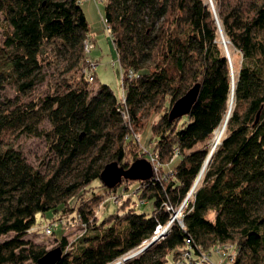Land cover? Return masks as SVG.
I'll return each instance as SVG.
<instances>
[{
	"label": "trees",
	"instance_id": "16d2710c",
	"mask_svg": "<svg viewBox=\"0 0 264 264\" xmlns=\"http://www.w3.org/2000/svg\"><path fill=\"white\" fill-rule=\"evenodd\" d=\"M102 1L122 68L121 97L108 84L91 91L83 69L92 34L82 0H0L7 25L0 41V264H38L48 249L27 235L37 213L50 209L83 228L72 241L57 238L55 264H112L144 245L192 188L233 87L226 134L182 217L120 264H186L179 263L184 251L199 256L218 244H230L231 264H264V0ZM219 24L241 55L234 77ZM51 65L60 80L34 95ZM197 82L189 112L170 119L171 105ZM150 114L158 118L148 151L164 164L178 149L180 160L165 176L139 180L135 194L152 202L150 212L124 200L99 219L104 193L95 182L113 192L100 179L105 164L128 167L145 156L130 135ZM23 135L46 138L38 164L18 147Z\"/></svg>",
	"mask_w": 264,
	"mask_h": 264
},
{
	"label": "rangeland",
	"instance_id": "374dc122",
	"mask_svg": "<svg viewBox=\"0 0 264 264\" xmlns=\"http://www.w3.org/2000/svg\"><path fill=\"white\" fill-rule=\"evenodd\" d=\"M92 2H93L92 5L90 4L87 5V0L85 1L82 0V5L84 3L83 8L85 10L89 22L90 32L92 34V37L90 38L93 42V46L90 49V51H88L87 55L89 56V58H91V60H93V62L97 63L95 68L96 77L94 82L91 84L90 88L91 91L94 92L96 91L97 87H99L101 84H108L114 90L115 94L118 97H121L124 94V86L122 84V68H121V63L119 61L116 46L113 42L110 31L108 30L106 23L104 21L103 16H104L105 3L102 0H92ZM6 27L7 25L5 24L1 15L0 41H2L3 39V35L6 31ZM222 40L223 39L220 36V41L224 48V44L222 43ZM231 51H232V66L234 73L233 76H235V74L237 73V67L241 61V55L238 53V51L235 48L231 47ZM47 71H48V75L46 80L38 84L34 92V95H39V94H43L44 92H47L60 80V77L58 75V70L55 69V65H51V67H48ZM9 92L12 94L14 93L12 89H9ZM157 118L158 115L156 114L154 115L150 114L146 116L143 125L139 129L141 135L139 144L143 148L144 155L147 158L149 156L148 150H152L153 148L151 144V138H152L151 124L153 120ZM213 136L214 133L211 139L208 141L209 149L211 146L210 144L212 143L213 140ZM17 145L24 152L26 157L34 164H38L40 162V159L44 157V154L46 153L47 150V142L45 137L23 135L17 139ZM127 156L129 159H131L132 158L131 152H129ZM179 160H180V156L179 154H177L173 157V159L170 162L164 164L162 163V165L158 168L159 173L160 172L163 173V171L165 172L170 170V168H173L174 165H176ZM139 183H140L139 180H132L130 182L122 181L120 184L115 186L116 190L113 191H117V193L120 194L119 197L127 200V206L129 207L134 206L137 210L150 212L153 207L152 202L151 201L141 202L138 199L137 195L135 194V190L139 185ZM95 185L96 186L94 189L97 192L104 193L103 200H101V202L97 206V215L99 219H101L107 216L108 214L117 211L119 207V202L115 200L112 192H108L104 186L100 185V182H95ZM191 196L189 197V200H187V203L188 201L191 200ZM178 213L180 217L181 215L180 210ZM54 217L57 219L55 220L56 223L55 226L53 227L52 234L47 235L44 234L42 230H37L35 232L29 233L27 237H30L35 241L44 244L47 247V249H51L57 246V242H58L57 238H61L63 234H66L67 237L72 241L78 234L82 232L83 228L79 225L78 221H76L75 219L74 220L71 219L70 223L65 224L59 220L58 214L53 212V210L51 209L45 212L39 211L37 213L36 225L44 224L50 221L51 219H53ZM69 217H71V215H69ZM5 237L6 235H1L0 240H2ZM208 252L211 253L210 254L211 256H209V260L203 261L201 262V264H226V263L231 264V261L229 262L227 260L223 262L222 260H220V254L216 246L211 247V249H209ZM216 253H218L219 256Z\"/></svg>",
	"mask_w": 264,
	"mask_h": 264
},
{
	"label": "water",
	"instance_id": "95a60500",
	"mask_svg": "<svg viewBox=\"0 0 264 264\" xmlns=\"http://www.w3.org/2000/svg\"><path fill=\"white\" fill-rule=\"evenodd\" d=\"M210 3L211 5H213L212 0H210ZM219 29H220V36L223 38L224 33H223V30L220 24H219ZM223 42L224 40H222V43ZM224 50L230 62L232 77H234L232 61L230 59L229 53L225 45H224ZM199 87H200V83L199 82L195 83L186 91L185 94H183L181 97H179L177 100L174 101V103L171 105L169 109L168 115L170 119H174L176 117H179L189 112L193 102L197 98ZM234 90L235 89L233 87V90H232L233 96H234ZM229 116L230 115L227 116L226 122L228 121ZM214 151L215 150H212L210 153L208 152L207 154V157H210L209 163L211 161ZM152 175H153V166H152L151 161L147 157H140L132 161L128 167L120 165L115 160L106 163L100 172V179L107 187L112 188L120 184L123 181V179L145 180V179H149L150 177H152ZM196 184H197V177L194 181L192 189L196 187ZM172 221H173V218L169 220V222L166 224V227L163 229L161 233L155 236V234H157V231L159 230L158 228L155 231V234L152 236V238L149 241H147L144 245H142L137 250L121 257L120 259L113 262L112 264L123 263L125 260L131 258L132 256L137 255L141 252H144L147 248H149L152 244H154L158 239H160L166 233H168L169 227ZM61 255H62V248L60 246H55L51 249H48L46 253L38 259V264H55L56 260L59 259Z\"/></svg>",
	"mask_w": 264,
	"mask_h": 264
},
{
	"label": "built area",
	"instance_id": "2783aa9c",
	"mask_svg": "<svg viewBox=\"0 0 264 264\" xmlns=\"http://www.w3.org/2000/svg\"><path fill=\"white\" fill-rule=\"evenodd\" d=\"M92 46H93V42H92L91 38L87 37L85 39V50H86L87 53H88V51H90ZM96 65H97V63L93 62V60H91V58H88V64L83 69V71L85 72V75H86V77L88 78L89 81H94V79H95L94 73L96 72V69H95ZM130 136L133 138V140H135L137 142H140V136L141 135H140L139 131H134ZM177 154H179V150L178 149L175 150V155H177ZM148 159L152 163L153 174L155 172L156 175L165 176L163 173H161V172L159 173V169L158 168L162 165V163L158 159L157 152L149 151ZM191 189L187 193V195H186L185 199L183 200V202L179 205V207L172 214L171 218H173V220L175 218L179 217V215H178L179 214L178 213L179 210L181 212L180 213L181 215H180V217L178 219H180L182 217L183 209L187 205V200H189V197L194 193V189L195 188H193L192 190ZM112 193H113V196H114L115 200L118 201L119 203H122L124 200H126V199H122L121 197H119L120 194H118L117 191H113ZM140 201L141 202H145L146 200L140 199ZM171 218H170V220H171ZM56 219L57 218H53L50 221H48V222H46L44 224H41V225H34V226L29 228V232L32 233V232H35L37 230H42L44 232V234L50 235L53 232V227L55 226V223H56L55 220ZM59 220L63 222L64 219L62 220V218H59ZM78 220H79V218H78ZM160 227H162V226L159 225L158 228H160ZM216 247H217V250H218V252L220 254L221 260L223 262L228 260L229 262L231 261V263H232V260L234 258V252H233V250H231L230 244H218ZM209 254H210L209 252L203 251V252L200 253L199 256H193L191 251L187 250V251H184L182 259L179 260V263H185L187 261L188 263H186V264H201V262L209 260V256H210ZM226 264H228V263H226Z\"/></svg>",
	"mask_w": 264,
	"mask_h": 264
},
{
	"label": "bare ground",
	"instance_id": "6f19581e",
	"mask_svg": "<svg viewBox=\"0 0 264 264\" xmlns=\"http://www.w3.org/2000/svg\"><path fill=\"white\" fill-rule=\"evenodd\" d=\"M224 33V32H223ZM224 40V45L229 53V56H230V59L232 61V51H231V45H230V42L226 39L225 37V34L223 35V38ZM234 75V73H233ZM233 103H234V96L233 94L231 93L230 96H229V100H228V110H227V113L225 115V119L223 120V122L220 124V126H218L215 131H214V136H213V140H212V143L210 144V149H209V153L212 151V150H215L217 145L221 142L222 138L224 137V134L226 132V128H227V122H226V118L228 115H231V112H232V109H233ZM209 159L210 157H207L206 160L204 161L201 169H200V172L199 174L197 175V184L201 181L203 175H204V172L209 164ZM196 184V185H197ZM166 227V225L163 227H160L159 230L157 231V234L158 235L159 233H161L163 231V229ZM146 243V242H145ZM120 259V258H119Z\"/></svg>",
	"mask_w": 264,
	"mask_h": 264
},
{
	"label": "crops",
	"instance_id": "0c3cea01",
	"mask_svg": "<svg viewBox=\"0 0 264 264\" xmlns=\"http://www.w3.org/2000/svg\"><path fill=\"white\" fill-rule=\"evenodd\" d=\"M84 1H85V0H84ZM88 4L92 5V4H93L92 0H87V5H88ZM83 5H84V3H83ZM90 33H91V32H90ZM210 254H211V253H210ZM210 254H209V255H210ZM216 254L219 256L218 253H216ZM210 256H211V255H210ZM220 260H221V258H220Z\"/></svg>",
	"mask_w": 264,
	"mask_h": 264
}]
</instances>
